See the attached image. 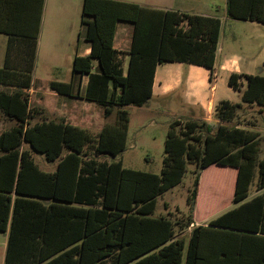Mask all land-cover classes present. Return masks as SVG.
Instances as JSON below:
<instances>
[{"label":"trees","instance_id":"1","mask_svg":"<svg viewBox=\"0 0 264 264\" xmlns=\"http://www.w3.org/2000/svg\"><path fill=\"white\" fill-rule=\"evenodd\" d=\"M43 0H0V32L8 36L0 67V112L15 124L0 131V232L7 231L4 264H264V156L257 131L235 124L241 103L220 100L214 123L173 119L164 139L159 173L126 168L129 113L152 94L155 68L182 62L213 72L221 29L219 18L150 9L119 0H83L79 32L90 53L75 56L72 77L87 74L82 97L115 112L93 134L65 119L46 118L31 105L27 90ZM229 18L264 24V0H225ZM118 22L132 26L123 74L113 38ZM17 25V30L11 27ZM15 44L21 59H15ZM227 84L241 102L264 106V76L231 73ZM49 88L71 97L73 80ZM33 153L55 162L42 170ZM107 156L109 160H101ZM193 165L184 220L154 216L156 197L179 184ZM235 170L233 207L195 224L194 207L202 171ZM232 179L213 174L203 214L225 206ZM182 220V221H181ZM189 229L185 239L182 231Z\"/></svg>","mask_w":264,"mask_h":264},{"label":"crops","instance_id":"2","mask_svg":"<svg viewBox=\"0 0 264 264\" xmlns=\"http://www.w3.org/2000/svg\"><path fill=\"white\" fill-rule=\"evenodd\" d=\"M119 1L132 2L150 9L173 10L203 16H214L219 18L221 28L224 24V20L228 18L225 12V0ZM82 2L83 0H43L36 45L37 50L41 33L43 37L44 52L46 53L48 60L50 62H53L52 58H54L55 52L64 51V45H70V37L76 30V49L69 57L71 62V72L69 73V77L67 80L61 81L69 82L73 80V94L71 97H67L65 95L57 94L56 92L50 89L60 98H63V101L60 104V108L58 109L60 117L58 120L65 119L70 123H74L76 125H79L76 123V121L80 119V116L78 114L76 116V112L80 110V103L78 104V102L84 99L82 97V92L87 83V74H79L72 77V63L75 56H86L90 53V43L86 41L82 37V35L79 34V30L81 28ZM3 16L4 14L2 11V7L0 6V21L3 20ZM243 22H246L248 23V25H250L249 28L253 31V36H255V39H264V24L253 21ZM122 25H128L131 27L130 36L128 39L125 40V44L123 47L115 48V39L117 40V36L120 33L124 32L123 30L125 29L124 28L122 32H120ZM118 27L119 30L117 32ZM11 30H17V25L11 27ZM131 35V24L126 22L117 23L116 31L113 38V47L117 50L116 57L117 60L121 62L123 74H125L127 69L129 58L128 49L131 42ZM230 35L232 36V39L235 42L237 38L235 32L231 31ZM224 37V32L220 29L211 78L209 70L203 66L182 62L160 63L155 68L151 97L143 105L135 107L140 110L144 107H150L149 105L152 100H159L160 105H154L152 110L147 109L150 113L158 114L159 112L165 111L175 116L174 119L205 120L209 123H213V121H215V119L213 118L214 106L220 100H229L233 102L229 98V93L238 92L233 90L227 84L228 76L231 73L250 75L258 74L264 76V74H262L264 67V43L263 45H261L262 50L260 55H258L255 59L252 60L248 57H242L240 55L236 56L234 51L228 48L229 45H227V43H224ZM7 45V34L0 32V67L3 66ZM14 54L15 59L17 58L19 60L22 58L20 49L16 44ZM218 80L223 81L227 86H217ZM50 81L60 80L49 79L44 83L48 86ZM44 111L45 109L43 108V114ZM71 117L75 118V122ZM241 127H245L246 129L252 130V128L247 126ZM249 196L248 198L251 197ZM195 224L199 223L195 222ZM6 241L7 231L0 232V264H4Z\"/></svg>","mask_w":264,"mask_h":264},{"label":"rangeland","instance_id":"3","mask_svg":"<svg viewBox=\"0 0 264 264\" xmlns=\"http://www.w3.org/2000/svg\"><path fill=\"white\" fill-rule=\"evenodd\" d=\"M248 23L241 20H235L227 18L224 20L221 30L224 32V43L229 45V49L234 51L236 56L248 57L249 59H255L260 55L264 43V39L257 40L253 36V31L249 28ZM125 28V29H124ZM124 29V30H123ZM119 27L117 29V32ZM122 30L124 32H122ZM126 30V33H125ZM82 31V27L79 32ZM131 27L121 26L120 33L117 36V40L114 41V47L119 48L124 46V42L130 36ZM231 31L236 34V41L234 42ZM75 32L70 37V45H64V51L55 52L53 62L48 60L43 47V37L40 33L38 49L35 53L34 69L32 72L34 86L28 89L27 94L31 105H38L45 109L44 115L46 117L58 120L60 104L63 98H60L54 92H52L44 82L49 79H57L60 81L67 80L69 73L71 72V62L69 57L76 49L77 34ZM119 44H118V42ZM120 45V46H119ZM231 46V47H230ZM235 56V57H236ZM52 63V64H51ZM264 74V67L263 72ZM217 86H227L223 81L218 80ZM229 98L233 102L241 103L243 107L238 110L235 124L239 123L241 126H247L252 130L257 131L259 134L258 140V154L260 159L264 156V106L259 108L258 106H249L241 102L240 94L238 92L229 93ZM80 110L76 112L80 116V119L76 121L82 127H86L93 134L101 128L105 123H113L115 112H113L107 118L103 117V111L100 106L94 102L86 100H80ZM160 101L152 100L150 107H144L143 109H137L135 106L126 107L129 113V122L127 129V137L125 141L124 150L117 156L116 160H120L123 167L137 169L142 171H150L153 173H159L162 166L163 147L166 133L169 129V123L175 116L168 112H159L158 114L150 113L147 109L152 110L154 105H160ZM46 106V108H45ZM82 117V118H81ZM75 122V118L71 117ZM214 118V117H213ZM215 121H213L214 123ZM15 124L14 119H10L0 112V131ZM33 158L42 170L51 171L55 167V162H47L41 154L33 153ZM101 160H109L107 156H99ZM193 165H187V171L184 174L182 181L168 189L164 193L156 197V205L154 210V216L165 215L173 219H183L188 213V205L186 198L192 188V182L194 178ZM213 174H218L222 177L232 179L231 191L226 197L225 206L219 211L203 214V205L206 201L208 194L209 180ZM235 170L229 167L209 166L202 171L197 200L194 207V220L197 223H205L209 219L219 215L223 211L233 207L231 197L234 189V176ZM263 192L255 190L253 185L250 189V196ZM249 196V197H250ZM204 203V204H203ZM182 221V220H181ZM189 229L182 231V236L186 239L189 234Z\"/></svg>","mask_w":264,"mask_h":264}]
</instances>
